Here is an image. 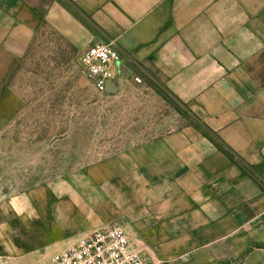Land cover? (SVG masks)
Masks as SVG:
<instances>
[{
  "label": "crops",
  "instance_id": "0c3cea01",
  "mask_svg": "<svg viewBox=\"0 0 264 264\" xmlns=\"http://www.w3.org/2000/svg\"><path fill=\"white\" fill-rule=\"evenodd\" d=\"M40 24L113 43L122 76L155 73L231 152L188 125L86 168L50 246L117 223L148 264H264V0H0V77Z\"/></svg>",
  "mask_w": 264,
  "mask_h": 264
},
{
  "label": "rangeland",
  "instance_id": "374dc122",
  "mask_svg": "<svg viewBox=\"0 0 264 264\" xmlns=\"http://www.w3.org/2000/svg\"><path fill=\"white\" fill-rule=\"evenodd\" d=\"M81 53L40 24L0 77V264H50L64 225L52 205L73 175L185 126L203 129L155 73L141 82L125 73L97 92Z\"/></svg>",
  "mask_w": 264,
  "mask_h": 264
},
{
  "label": "built area",
  "instance_id": "2783aa9c",
  "mask_svg": "<svg viewBox=\"0 0 264 264\" xmlns=\"http://www.w3.org/2000/svg\"><path fill=\"white\" fill-rule=\"evenodd\" d=\"M121 55L109 42H97L80 56L82 72L93 88L104 93L116 86L122 76ZM135 80L141 82L139 76ZM50 264H148L139 252L136 240L124 226L114 223L80 236L72 245L56 251Z\"/></svg>",
  "mask_w": 264,
  "mask_h": 264
},
{
  "label": "trees",
  "instance_id": "16d2710c",
  "mask_svg": "<svg viewBox=\"0 0 264 264\" xmlns=\"http://www.w3.org/2000/svg\"><path fill=\"white\" fill-rule=\"evenodd\" d=\"M201 124H202V128H203L202 130L204 131V133L206 135L214 138L216 140V143H217L218 147H220L221 149L222 148H226L227 149V147L222 142L217 140V138L213 135V133L210 131V129L205 124H203V123H201Z\"/></svg>",
  "mask_w": 264,
  "mask_h": 264
},
{
  "label": "water",
  "instance_id": "95a60500",
  "mask_svg": "<svg viewBox=\"0 0 264 264\" xmlns=\"http://www.w3.org/2000/svg\"><path fill=\"white\" fill-rule=\"evenodd\" d=\"M120 68H121V71H122V72H126V71L122 68V64H120ZM109 88H110V91H111V90L115 89V86H114L113 84H111Z\"/></svg>",
  "mask_w": 264,
  "mask_h": 264
}]
</instances>
